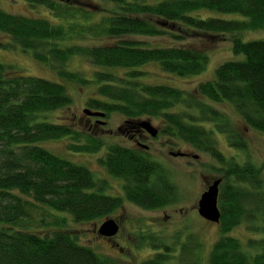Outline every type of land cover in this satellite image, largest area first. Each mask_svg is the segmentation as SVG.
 I'll return each mask as SVG.
<instances>
[{"label": "trees", "instance_id": "obj_1", "mask_svg": "<svg viewBox=\"0 0 264 264\" xmlns=\"http://www.w3.org/2000/svg\"><path fill=\"white\" fill-rule=\"evenodd\" d=\"M26 1L33 7L43 6L54 18L14 14L0 7V33L10 36L0 41V47L19 46L31 52L60 80L15 73L12 65L0 61V264H118L81 243L65 227L45 234L22 229L21 221L41 205L67 211L75 222H89L114 213L124 199L149 210L180 199L170 171L149 154L119 143L107 144L71 124L45 119L43 114L73 102L67 82L96 84V95L87 99V105L104 111L106 117L119 112L129 119L160 118L163 135L210 154L219 164L213 168L223 181L221 235L206 264H264V238H251L245 248L230 234L243 220H264V162L256 164L249 155L240 162L236 154L219 148L216 132L225 135L235 149L246 151L248 143L228 112L213 104H232L247 125L264 133V39L243 38L247 31L264 29V0ZM202 9L240 13L245 19L193 14ZM182 24L230 33L233 51L245 58L221 63L215 77L199 82L193 91L146 81L149 72L143 66L150 62L179 76L206 69L209 56L203 49L147 46L136 38L168 35L182 39L186 37L179 33ZM76 56L95 66L91 75L70 69L69 62ZM65 136L74 152L98 153L107 145L99 162L110 175L124 181V196L105 193L109 181L97 177L88 166L37 144ZM65 222L62 218L60 225ZM253 224L255 230L264 229ZM187 243L176 247L157 239L152 243L155 253L140 264H200L191 261L193 253ZM250 246L261 247V252H250ZM175 256H179L176 262Z\"/></svg>", "mask_w": 264, "mask_h": 264}, {"label": "rangeland", "instance_id": "obj_2", "mask_svg": "<svg viewBox=\"0 0 264 264\" xmlns=\"http://www.w3.org/2000/svg\"><path fill=\"white\" fill-rule=\"evenodd\" d=\"M0 7L14 14L54 18L43 6L33 7L26 0H0ZM193 14L203 18L216 16L229 20L245 19L240 13H225L210 9H202ZM179 30H182L179 33L184 34L185 38L174 39L168 35H138L136 38L143 40L147 46L181 45L203 49L209 56L206 69L199 74L179 76L163 71L157 63L150 62L143 66V69L149 72L148 77L145 78L146 81L171 84L193 91L199 82L214 78L216 68L221 63L227 60L245 58L244 54H236L233 51L230 33H214L194 29L183 24L180 25ZM243 38L245 40L264 39V29L247 31L244 33ZM8 40H10V36L0 33V41ZM0 61L12 65L14 67L12 71H15V73L60 80L54 70L34 59L31 52H26L19 46L13 49L0 47ZM69 67L86 75H91L95 69V66L81 56L72 58ZM66 84L73 97V102L69 106L43 114L46 116L47 121L71 124L82 131L103 138L107 144L119 143L126 146L132 145V147H136L137 141L132 138L134 136L132 124L127 123V120L140 121L146 119L158 128L162 125L160 118L149 116L129 119L119 112H111L107 117L89 115L84 110L86 108L91 109L87 105V99L96 95L97 85L84 86L70 82ZM213 104L228 112L235 127L243 134L248 143L246 151L235 149L229 146L225 135L216 132L215 136L218 139L219 148L228 155L236 154L240 162L245 161L247 155H249L250 159L256 164L263 163L264 133L247 125L232 104L227 102ZM98 119L105 123L96 121ZM69 139L65 136L40 141L37 144L73 162L88 166L95 172L97 177L106 178L109 181L110 188H107L105 193L120 196L119 190L122 187V179L110 175L99 162V158L107 151V145L98 153L74 152L68 148ZM146 144L151 146L149 149L151 157L160 159L167 166L165 167L177 183L180 199L176 203L149 210L131 201L124 200L123 204L114 213L89 222H75L69 212L57 211L46 205H41L42 208L37 207L33 210L29 219L25 218L21 221L22 229L45 234L53 232L58 227H65L76 234L81 243L92 247L100 254L111 256L118 264H140L144 259L151 257L156 251L152 247V243L157 239L167 241L176 245V247L179 245L178 243L188 242L191 245V253H193L191 261L196 262L199 260L200 264H206L209 252L215 241L220 237L221 230L219 222L209 221L199 214L198 204L202 193L208 186L215 179L222 177L221 173L213 168V166L219 167V164L210 154L199 152L190 144L181 140L176 141L165 135H161L159 139L152 138L146 141ZM171 152H189L192 157L198 154L199 158L175 156ZM62 218L66 221L63 226L60 225ZM108 218L116 219L121 226L115 237V244H112L99 233L101 224ZM253 223L264 225V220L259 218L255 222L243 220L230 232L231 235L242 241L245 248H247L251 238H264V229H253ZM195 240L197 243H195ZM249 251L252 253L261 252V247L250 246ZM174 258H176L174 260L176 262L179 256Z\"/></svg>", "mask_w": 264, "mask_h": 264}, {"label": "water", "instance_id": "obj_3", "mask_svg": "<svg viewBox=\"0 0 264 264\" xmlns=\"http://www.w3.org/2000/svg\"><path fill=\"white\" fill-rule=\"evenodd\" d=\"M87 114L98 117H105L106 113L104 111L91 110L86 108L84 110ZM131 122V121H129ZM105 123V122H102ZM137 125L145 129L150 135L157 136L159 133V128L153 125L150 120H140L136 121ZM175 156H183L185 153L178 152L172 153ZM195 158H199V155H194ZM222 177L215 179L208 188L202 193L199 204L198 212L205 219L212 222H220L221 209L219 205L220 200V185L222 183ZM120 230V225L114 218L106 219L99 228V233L105 237H114L118 234Z\"/></svg>", "mask_w": 264, "mask_h": 264}, {"label": "flooded vegetation", "instance_id": "obj_4", "mask_svg": "<svg viewBox=\"0 0 264 264\" xmlns=\"http://www.w3.org/2000/svg\"><path fill=\"white\" fill-rule=\"evenodd\" d=\"M96 121H100V122H104V121H102V120H96ZM129 121H131V122H129ZM127 123H131L132 124V130H133V132H134V136L132 137V138H134L136 141H137V145H136V147L135 146H133V148H136V149H139V150H141L142 152H144L145 154H149L150 155V153H149V149H150V145H148V144H146V141H149V140H151L152 138H156V139H159V137L161 136V135H163L162 134V132H161V130H160V128H159V133H158V135L157 136H152V135H150L145 129H143L142 127H140V126H138L137 125V123H136V121H132V120H127L126 121ZM166 136V135H165ZM168 137H170V136H168ZM170 138H172V137H170ZM170 143V142H169ZM187 143V142H186ZM189 144V143H188ZM128 146H130V147H132V145H128ZM192 146V145H191ZM193 147V146H192ZM194 148V147H193ZM171 153H173V152H171ZM183 153H185V155H183V156H181V157H192V154L191 153H189V152H183ZM151 156V155H150ZM152 158L154 159V160H156V161H158L159 163H161L162 161L159 159H157L156 157H153L152 156ZM192 158H195L194 157V155H193V157ZM197 159V158H196ZM163 163V162H162ZM161 163V164H162ZM162 165H164V167L166 166L164 163L162 164ZM167 167V166H166ZM119 193H120V196H122V194H123V196H124V181L122 180V187H121V190H119ZM124 200H127V199H124ZM129 201V200H128ZM124 202V201H123ZM141 207V206H140ZM143 208V207H142ZM119 209V208H118ZM145 209V208H144ZM159 209V208H158ZM120 225V224H119ZM120 229H121V226H120ZM120 231V230H119ZM119 233V232H118ZM102 237H105V236H102ZM115 237L116 236H114V237H105L107 240H109L112 244H115L116 243V239H115Z\"/></svg>", "mask_w": 264, "mask_h": 264}]
</instances>
